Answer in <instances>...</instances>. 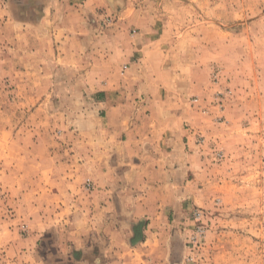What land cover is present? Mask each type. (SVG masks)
Listing matches in <instances>:
<instances>
[{
    "label": "rangeland",
    "instance_id": "374dc122",
    "mask_svg": "<svg viewBox=\"0 0 264 264\" xmlns=\"http://www.w3.org/2000/svg\"><path fill=\"white\" fill-rule=\"evenodd\" d=\"M135 1L130 33L150 29L175 82L196 89L187 106L205 124L192 129L206 149L198 198L173 224L183 263L264 264V0ZM6 9L0 0V264H41L19 243L69 204L62 181L80 161V132L43 102L50 78L34 35L6 28ZM114 21L103 12L98 26Z\"/></svg>",
    "mask_w": 264,
    "mask_h": 264
},
{
    "label": "crops",
    "instance_id": "0c3cea01",
    "mask_svg": "<svg viewBox=\"0 0 264 264\" xmlns=\"http://www.w3.org/2000/svg\"><path fill=\"white\" fill-rule=\"evenodd\" d=\"M6 3V28L34 35L50 78L43 102L80 132V161L66 164L62 181L69 204L20 249L41 264H184L173 224L198 198L206 149L192 129L205 124L187 106L196 89L175 82L150 29L130 33L136 1ZM103 12L115 21L101 30Z\"/></svg>",
    "mask_w": 264,
    "mask_h": 264
},
{
    "label": "built area",
    "instance_id": "2783aa9c",
    "mask_svg": "<svg viewBox=\"0 0 264 264\" xmlns=\"http://www.w3.org/2000/svg\"><path fill=\"white\" fill-rule=\"evenodd\" d=\"M193 101H196V99H193ZM87 187H90V183L89 182H87Z\"/></svg>",
    "mask_w": 264,
    "mask_h": 264
}]
</instances>
